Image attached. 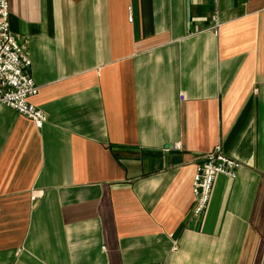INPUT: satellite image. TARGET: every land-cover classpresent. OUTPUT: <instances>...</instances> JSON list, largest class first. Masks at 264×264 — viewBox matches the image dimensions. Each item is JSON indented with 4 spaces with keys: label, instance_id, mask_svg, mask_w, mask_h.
I'll return each mask as SVG.
<instances>
[{
    "label": "crops",
    "instance_id": "crops-1",
    "mask_svg": "<svg viewBox=\"0 0 264 264\" xmlns=\"http://www.w3.org/2000/svg\"><path fill=\"white\" fill-rule=\"evenodd\" d=\"M48 119L0 102V264H264V0H9ZM241 163L193 214L202 156Z\"/></svg>",
    "mask_w": 264,
    "mask_h": 264
},
{
    "label": "built area",
    "instance_id": "built-area-1",
    "mask_svg": "<svg viewBox=\"0 0 264 264\" xmlns=\"http://www.w3.org/2000/svg\"><path fill=\"white\" fill-rule=\"evenodd\" d=\"M31 64L25 47L11 30L9 0H0V102L28 117L41 128L48 115L31 101L39 92V85L31 74ZM240 167L241 163L226 154L221 144L202 156L193 180L194 215L200 216L208 209L216 177L224 175L236 178Z\"/></svg>",
    "mask_w": 264,
    "mask_h": 264
}]
</instances>
